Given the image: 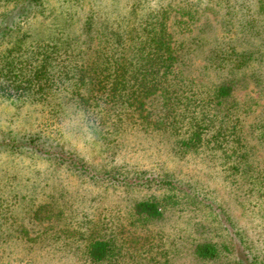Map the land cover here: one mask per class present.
Returning a JSON list of instances; mask_svg holds the SVG:
<instances>
[{"label":"rangeland","instance_id":"1","mask_svg":"<svg viewBox=\"0 0 264 264\" xmlns=\"http://www.w3.org/2000/svg\"><path fill=\"white\" fill-rule=\"evenodd\" d=\"M159 24L168 90L78 106L110 31ZM39 59L62 90L0 92V264H264V0H0V75L29 79ZM209 123L221 145L188 140ZM148 200L160 218L135 212ZM96 238L113 244L99 263Z\"/></svg>","mask_w":264,"mask_h":264},{"label":"trees","instance_id":"2","mask_svg":"<svg viewBox=\"0 0 264 264\" xmlns=\"http://www.w3.org/2000/svg\"><path fill=\"white\" fill-rule=\"evenodd\" d=\"M159 25L161 26L156 28L147 27L146 30H148L149 35H139L137 37H133L127 31V28L122 27L121 25H118L117 29L111 30L110 34L115 36L117 44L115 43L114 45L116 46L111 47V54L106 57L104 62H102L101 70L98 72L96 71V73L94 71L93 75L83 74L79 77L80 81L85 77L87 79L89 78L88 81L86 80L82 82V84L85 85L89 83V91L93 94L91 95L92 98H86V95H79L80 99L75 100L77 105L84 107L86 110H90L89 106H92L90 102L98 105L102 102L105 105L114 104L111 107L115 108V110H119L123 107L124 103L128 104L126 102L130 99L132 100L133 97H137L141 100V95H144L147 90L149 91L151 88L153 89L155 84L160 83L161 89L167 91L168 85L166 82L169 81V75L174 72V63L167 64L166 62L169 60V56L171 60L173 54L176 52V47L168 42V35L166 36L167 29L164 28L162 24ZM129 36L132 37L129 38ZM138 39H140L139 42L136 41ZM141 41L143 44L146 42V44H140ZM106 43L108 44L107 41ZM124 44L131 45L132 49L126 50V45ZM43 53L44 52H42V54ZM39 60L40 63H38L35 71L30 74L29 79H21L19 82L17 80L19 75H14L13 78H16L14 80L11 77L8 78L6 74L2 73L0 75V92H6V88L9 86V88L14 87L16 93L19 92L17 89L21 88L24 90L32 89L34 91V87L38 85L36 82H39L38 94H45L50 88H52L51 91H53L54 88L62 90L61 84L65 80L61 79L63 81L62 83L58 79L57 81H52L50 79L52 77V71L48 68L49 64L44 59ZM72 70L75 71L78 69L73 68ZM81 70L83 71V69ZM84 72L88 73V70H85ZM13 80L14 82L11 83ZM53 83H56L57 86L54 87ZM25 84L28 85L24 86ZM50 84H52L51 87ZM230 89L231 87L227 85L220 87L217 91V96L221 99L229 97ZM144 102L145 100L142 99L141 103ZM130 104L133 105V102H130ZM124 109L126 110V108ZM207 112H209V110ZM212 128L213 127H211L210 123L206 124L203 129H197L193 131L192 134H189L188 140L191 143L200 145H202L205 140L213 142L214 145H221L222 143H219L220 139L222 137L225 138V134L218 130L214 133L212 132ZM206 132L210 133L207 138ZM162 182V184L165 185H172V182L170 181ZM135 212L149 218H160L163 215L161 206L152 200L136 203ZM112 245L106 238L94 239L87 247V254L90 260L94 263H99L109 259L113 253ZM196 251L201 257H212L215 255V250L212 245H199L197 246Z\"/></svg>","mask_w":264,"mask_h":264}]
</instances>
